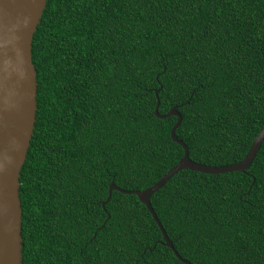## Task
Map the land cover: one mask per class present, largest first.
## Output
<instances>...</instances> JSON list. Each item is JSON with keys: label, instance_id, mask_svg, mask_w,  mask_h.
<instances>
[{"label": "trees", "instance_id": "trees-1", "mask_svg": "<svg viewBox=\"0 0 264 264\" xmlns=\"http://www.w3.org/2000/svg\"><path fill=\"white\" fill-rule=\"evenodd\" d=\"M20 175L22 264H184L137 194L184 148L245 159L264 128V0H48ZM191 264H264V141L244 172L184 169L151 196Z\"/></svg>", "mask_w": 264, "mask_h": 264}, {"label": "water", "instance_id": "water-1", "mask_svg": "<svg viewBox=\"0 0 264 264\" xmlns=\"http://www.w3.org/2000/svg\"><path fill=\"white\" fill-rule=\"evenodd\" d=\"M48 0H0V264H22L23 261V208L20 198V175L27 159L34 135L38 110L37 70L33 63V39L46 9ZM156 91L155 115L159 118L176 116V124L171 130L172 139L184 148V155L167 174L155 185L142 190H123L114 182L110 184L109 197L118 190L127 194H137L148 208L159 226L166 246L184 264L175 249L157 213L151 196L161 189L175 174L189 169L207 174L244 172L254 161L264 141V128L254 139L244 160L226 166H209L193 161L189 148L180 140L176 131L182 122L179 106L167 114L159 113V92Z\"/></svg>", "mask_w": 264, "mask_h": 264}]
</instances>
